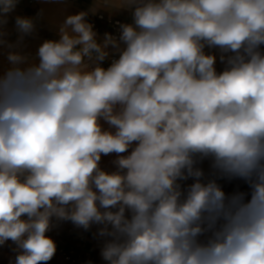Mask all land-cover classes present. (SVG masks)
<instances>
[{"label":"clouds","instance_id":"9594fccd","mask_svg":"<svg viewBox=\"0 0 264 264\" xmlns=\"http://www.w3.org/2000/svg\"><path fill=\"white\" fill-rule=\"evenodd\" d=\"M19 3L0 0L10 264H48L63 222L95 226L105 264H264V0H120L118 35L71 13L34 54L45 10L13 41Z\"/></svg>","mask_w":264,"mask_h":264},{"label":"rangeland","instance_id":"374dc122","mask_svg":"<svg viewBox=\"0 0 264 264\" xmlns=\"http://www.w3.org/2000/svg\"><path fill=\"white\" fill-rule=\"evenodd\" d=\"M120 4V0H65L64 3H56L49 2L45 3L44 0H33L32 3L29 0H20L15 13H13V18L9 20L8 30L10 32L9 39H16V32L14 30V16L15 15H23L33 17L39 12L40 9H44V17L42 20L38 22V34L36 38H27L32 40H26L28 44V51L35 53V49L38 46V42L35 39H55L57 38V28L60 22H62L63 18L67 14L77 13L80 11H87L90 6L95 7L94 10L89 12L88 19L92 17V15L97 12H102L106 16L116 19H121L126 22H131V15L126 10L118 11V7ZM219 66L217 67L218 71L223 70V65L218 61ZM6 66V59L3 52H0V67ZM114 154L110 156H102L101 167L106 170H113L114 166L112 164V160L114 159ZM74 226L71 222H63L59 225V227L53 229L49 236H51L55 242L59 236H63L66 234V229L68 227ZM75 227V226H74ZM69 235V234H68ZM70 238V236H69ZM68 238V239H69ZM66 240L64 242H56V245L66 244ZM15 253L12 251V247L3 246L0 247V264H10V261L14 259Z\"/></svg>","mask_w":264,"mask_h":264},{"label":"built area","instance_id":"2783aa9c","mask_svg":"<svg viewBox=\"0 0 264 264\" xmlns=\"http://www.w3.org/2000/svg\"><path fill=\"white\" fill-rule=\"evenodd\" d=\"M29 2L32 3L33 0H29ZM88 20L94 25L95 30L101 37L106 32L118 35L119 24L129 23L121 19L108 17L102 12H97ZM110 62L111 58L105 60L103 66L108 67ZM202 167L207 171L209 167L208 161H204ZM219 182L221 183V180ZM188 183H191V181H188ZM95 231V226L89 231H84L74 226L68 227L67 233L70 238L67 240L66 244H57L56 254L48 264H95L90 250V240L94 236Z\"/></svg>","mask_w":264,"mask_h":264},{"label":"crops","instance_id":"0c3cea01","mask_svg":"<svg viewBox=\"0 0 264 264\" xmlns=\"http://www.w3.org/2000/svg\"><path fill=\"white\" fill-rule=\"evenodd\" d=\"M78 1V0H77ZM95 7L90 6L89 9H86L87 11H92L94 10ZM32 40V39H30ZM37 40L36 42H38L39 44L41 43V41H43L44 39H35ZM38 44V45H39ZM6 67V66H5ZM3 67H0V69H2ZM221 183L224 187V190L228 193H231L237 189L239 190H247V185L241 181V180H232V181H228L226 179H222ZM69 235L67 233V229H66V234H64L63 236H59L56 240V242H64L66 240H68ZM102 246V241L98 238H96L95 236H93L90 240V250L92 252V256H93V262L95 264H105V262L102 260L101 256H100V248Z\"/></svg>","mask_w":264,"mask_h":264},{"label":"bare ground","instance_id":"6f19581e","mask_svg":"<svg viewBox=\"0 0 264 264\" xmlns=\"http://www.w3.org/2000/svg\"><path fill=\"white\" fill-rule=\"evenodd\" d=\"M217 64H218V62H217ZM222 65V64H221ZM216 66H218V65H216ZM218 68H219V66H218ZM218 71V70H217Z\"/></svg>","mask_w":264,"mask_h":264}]
</instances>
